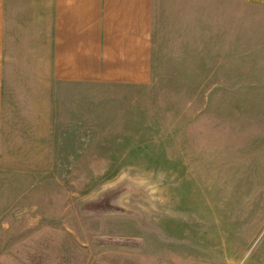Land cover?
Returning <instances> with one entry per match:
<instances>
[{"label": "rangeland", "instance_id": "obj_1", "mask_svg": "<svg viewBox=\"0 0 264 264\" xmlns=\"http://www.w3.org/2000/svg\"><path fill=\"white\" fill-rule=\"evenodd\" d=\"M178 1L147 82L95 84L88 137L3 155L0 264H264V10Z\"/></svg>", "mask_w": 264, "mask_h": 264}, {"label": "crops", "instance_id": "obj_2", "mask_svg": "<svg viewBox=\"0 0 264 264\" xmlns=\"http://www.w3.org/2000/svg\"><path fill=\"white\" fill-rule=\"evenodd\" d=\"M158 1L0 0V167L46 168L48 139L88 137L96 83L149 80Z\"/></svg>", "mask_w": 264, "mask_h": 264}]
</instances>
